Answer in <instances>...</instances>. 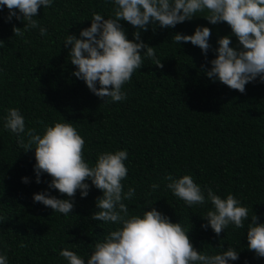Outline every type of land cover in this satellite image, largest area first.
<instances>
[{
	"label": "trees",
	"instance_id": "16d2710c",
	"mask_svg": "<svg viewBox=\"0 0 264 264\" xmlns=\"http://www.w3.org/2000/svg\"><path fill=\"white\" fill-rule=\"evenodd\" d=\"M113 8L112 0H53L35 17L47 35L37 28L17 37L12 29H23L22 18L9 22V10L0 6V255L7 256V264H67L59 252L69 248L87 264L94 245L117 227L90 219L96 198L103 195L91 181H86L89 195L81 198L78 190L66 216L33 202V195L41 192L68 197L48 188L52 178L47 174L36 183L34 150L25 152L4 129L7 110L18 108L26 128L37 134H43L44 125L72 123L85 140L84 158L90 166L101 153L126 150L128 173L122 184L125 192L135 189L134 197L124 201L130 215L142 217L155 208L181 223L197 251L215 255L230 247L239 259L229 264H264L247 246L253 213L264 224V82L257 78L240 93L206 76L220 38L230 36V47L237 50L242 46L226 23L212 25L204 19L206 12H197L174 28L154 24L147 32L141 30V40L155 48L163 68L144 58L122 87L127 98L103 103L73 75L78 69L69 59L71 46L63 44L67 35L80 38L93 13L113 18ZM121 25L133 40L136 29L124 21ZM198 26L211 29L206 56L199 47L172 39L176 33L192 35ZM168 174L192 176L205 196L208 188L222 199L232 194L249 209V219L243 228L230 224L219 236L210 227L203 229L207 221L202 218L212 205L188 207L166 188ZM152 184L159 188L153 190Z\"/></svg>",
	"mask_w": 264,
	"mask_h": 264
},
{
	"label": "clouds",
	"instance_id": "9594fccd",
	"mask_svg": "<svg viewBox=\"0 0 264 264\" xmlns=\"http://www.w3.org/2000/svg\"><path fill=\"white\" fill-rule=\"evenodd\" d=\"M113 18L105 19L93 13L91 26L80 32V38L67 35L64 47L71 46L69 59L78 70L73 75L83 80L87 88L103 103L121 102L127 98L122 87L131 81L133 73L144 64V58L156 59L154 47L141 40V30L147 32L149 26L174 28L190 21L197 12H206L210 24L226 23L232 35L242 46L237 50L230 47V36L220 38L215 49L216 58L210 61L211 69L206 71L208 78H215L229 89L245 92V86L257 78L264 82V0H112ZM53 0H0V6L9 10L7 17L24 23L23 29L13 27V35L23 37L30 29L39 28L41 36L47 35V28L40 26L35 17L38 10L52 6ZM20 15L17 14V11ZM121 21L133 26V40L127 38ZM26 22V23H25ZM154 30V29H153ZM211 29L196 27L194 34L176 33L174 43H191L199 47L206 56L211 45ZM0 41V45H3ZM143 52V55H141ZM99 84V88H97ZM43 123V122H38ZM4 129L14 134L18 147L35 155L34 172L36 183H41V175L50 176L49 189L58 191L68 199H59L50 192L33 195V202L40 203L65 216L72 212L73 198L79 190L81 198L89 195L90 185L102 192L95 201L96 211L91 215L93 221L111 222L117 227L111 230L103 242L94 245L87 264H229L239 259V253L228 248L221 254L208 255L197 251L181 223H173L170 218L152 208L140 215H130L125 200H131L135 189L124 191L122 181L128 169L124 161L128 158L126 150L98 155L90 166L84 158L85 140L72 123L56 122L53 126L44 125L43 134L35 128H26L25 119L18 108H10L4 117ZM166 188L182 200L188 207L210 203L203 220L219 236L230 224L243 228L249 219V209L240 206V201L232 194L221 198L211 188L207 195L194 182L190 175L174 178L164 177ZM27 184L28 178H22ZM153 190L159 188L152 184ZM253 213L247 229L248 250L257 257L264 258V224ZM26 245L21 244L20 247ZM77 245H70L76 247ZM67 264H85L76 252L64 248L59 252ZM0 264H7V256L0 255Z\"/></svg>",
	"mask_w": 264,
	"mask_h": 264
}]
</instances>
